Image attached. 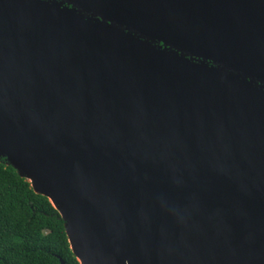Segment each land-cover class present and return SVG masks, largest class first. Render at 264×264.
<instances>
[{
	"label": "water",
	"instance_id": "95a60500",
	"mask_svg": "<svg viewBox=\"0 0 264 264\" xmlns=\"http://www.w3.org/2000/svg\"><path fill=\"white\" fill-rule=\"evenodd\" d=\"M1 156L79 264H264V0H0Z\"/></svg>",
	"mask_w": 264,
	"mask_h": 264
},
{
	"label": "trees",
	"instance_id": "16d2710c",
	"mask_svg": "<svg viewBox=\"0 0 264 264\" xmlns=\"http://www.w3.org/2000/svg\"><path fill=\"white\" fill-rule=\"evenodd\" d=\"M79 264L47 197L0 157V264Z\"/></svg>",
	"mask_w": 264,
	"mask_h": 264
},
{
	"label": "bare ground",
	"instance_id": "6f19581e",
	"mask_svg": "<svg viewBox=\"0 0 264 264\" xmlns=\"http://www.w3.org/2000/svg\"><path fill=\"white\" fill-rule=\"evenodd\" d=\"M19 171L22 174H24V173L27 174L24 170H21L20 169ZM33 187L35 188L36 191H39L41 193L47 194L48 196H50V198L52 199V201H54V199L51 197V195L45 189L38 188L37 186L34 185V183H33ZM66 230L68 232V237H69V241L71 243V247H72V249H74V251H76L77 248H76V245H75L76 244L75 235H74V232H73V230H72V228H71V226L69 224L66 225ZM78 257H79V255H78Z\"/></svg>",
	"mask_w": 264,
	"mask_h": 264
},
{
	"label": "rangeland",
	"instance_id": "374dc122",
	"mask_svg": "<svg viewBox=\"0 0 264 264\" xmlns=\"http://www.w3.org/2000/svg\"><path fill=\"white\" fill-rule=\"evenodd\" d=\"M79 263V262H78Z\"/></svg>",
	"mask_w": 264,
	"mask_h": 264
}]
</instances>
